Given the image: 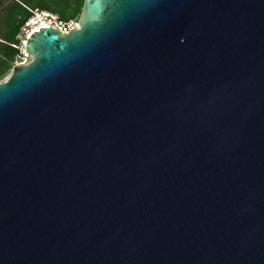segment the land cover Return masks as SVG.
Instances as JSON below:
<instances>
[{
    "label": "water",
    "instance_id": "obj_1",
    "mask_svg": "<svg viewBox=\"0 0 264 264\" xmlns=\"http://www.w3.org/2000/svg\"><path fill=\"white\" fill-rule=\"evenodd\" d=\"M0 83V264H264V0H85Z\"/></svg>",
    "mask_w": 264,
    "mask_h": 264
},
{
    "label": "trees",
    "instance_id": "obj_2",
    "mask_svg": "<svg viewBox=\"0 0 264 264\" xmlns=\"http://www.w3.org/2000/svg\"><path fill=\"white\" fill-rule=\"evenodd\" d=\"M85 0H0V83L24 58L27 23L43 12L79 22Z\"/></svg>",
    "mask_w": 264,
    "mask_h": 264
},
{
    "label": "built area",
    "instance_id": "obj_3",
    "mask_svg": "<svg viewBox=\"0 0 264 264\" xmlns=\"http://www.w3.org/2000/svg\"><path fill=\"white\" fill-rule=\"evenodd\" d=\"M41 17V20L39 21V25L34 24L35 17ZM34 18H32L26 25L25 28V34L27 39L34 33L40 32L42 29H47V28H53L56 29L62 33L68 34L71 31H73L77 27V22H70V23H65L59 20V18L53 14L43 12L41 14H36ZM26 44V42H24ZM24 53V58L23 62L20 64H28L29 61L26 60V58H30L25 51Z\"/></svg>",
    "mask_w": 264,
    "mask_h": 264
},
{
    "label": "rangeland",
    "instance_id": "obj_4",
    "mask_svg": "<svg viewBox=\"0 0 264 264\" xmlns=\"http://www.w3.org/2000/svg\"><path fill=\"white\" fill-rule=\"evenodd\" d=\"M40 20H41V17H39V16H38V17H35V20H34L33 23H34V24H37V26H38ZM24 60H25V59H24ZM24 60L22 59V61H24ZM26 60L30 62V61H31V58H26ZM21 63H22V62H21ZM11 73H12V72H11ZM9 76H10V74L7 76V78H8ZM7 78H6V79H7ZM6 79H5V80H6ZM5 80H4V81H5Z\"/></svg>",
    "mask_w": 264,
    "mask_h": 264
}]
</instances>
